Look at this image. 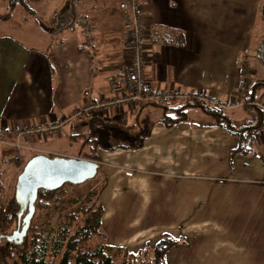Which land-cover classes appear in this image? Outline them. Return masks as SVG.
I'll return each mask as SVG.
<instances>
[{
    "label": "crops",
    "instance_id": "1",
    "mask_svg": "<svg viewBox=\"0 0 264 264\" xmlns=\"http://www.w3.org/2000/svg\"><path fill=\"white\" fill-rule=\"evenodd\" d=\"M97 1L102 4L98 9L82 14L94 25L92 50L84 44L79 23L42 42L44 48L0 32V129L22 121L58 120L85 100L84 89L89 88L92 97L106 92L107 76L115 74L128 51L115 1ZM137 3L147 30L146 79L153 89L184 95L169 105L198 101L192 97L196 93L226 103L235 98L240 84L248 91L253 82L259 83L253 88V101H264V67L256 54L264 33V0ZM148 105L154 104H127L120 111L109 108L98 116L78 118L82 126L94 120L104 123L101 118L125 133L133 128L139 133L133 145L99 151L98 175L104 183L101 225L113 237L109 243L136 252L151 248L168 233L182 239L168 254L180 251L179 260L193 255L218 264H264V131L252 132L243 151L237 149L236 135L202 123L210 118L200 107L186 105L187 119L166 126L160 111L150 116ZM250 105L220 110L234 129L264 125ZM145 112L150 118L142 130ZM73 121L77 125L76 119L62 125L68 136L74 134ZM128 136L132 140L135 135ZM42 140L46 139L33 135L30 144L51 151ZM22 152L24 158L32 154ZM114 230L121 232L115 235ZM192 246L198 251H190Z\"/></svg>",
    "mask_w": 264,
    "mask_h": 264
},
{
    "label": "trees",
    "instance_id": "2",
    "mask_svg": "<svg viewBox=\"0 0 264 264\" xmlns=\"http://www.w3.org/2000/svg\"><path fill=\"white\" fill-rule=\"evenodd\" d=\"M100 5H102L101 2L97 0H88L86 2L66 0L64 9L59 13H54L51 17L52 21L47 24L55 25L56 29L51 32V36L62 29H74L76 24L79 23V18L82 17V14L86 16L88 10L94 11ZM261 13L264 14V6L261 7ZM256 54L257 59L264 67V33L261 35ZM258 84V82H253L250 89L246 92V105L253 100V88ZM152 104L161 107L162 117L160 121L166 126H171L187 119L184 111L186 105L200 107L210 118V120L202 123L222 126L229 133L236 135L239 141L237 149L243 151L248 149L246 144L251 139L253 130L260 124L259 122L252 123L234 129L235 127L222 110L199 101L187 102V104L178 106ZM250 106L257 110L258 117L264 123V111L255 105ZM99 120L106 123V120L101 118ZM119 126L121 127V125ZM121 129H124V127H121ZM130 134L135 135L133 132ZM99 151V149L92 146L85 151H81L78 156L95 161L98 169V161H100ZM35 155L55 157V155L49 153L34 152L28 158L22 159L25 162L19 173L25 163ZM27 178L35 181L36 176L34 175L33 167L27 171ZM66 185H71V189H66ZM74 185L79 184L62 182L39 186L33 202L34 211L29 219L25 233L21 237L7 239L6 235L21 228L23 216L29 210L27 194L23 195L21 185L18 184L16 179L11 195L7 199L0 200V241L2 239L5 240V244L0 246V264H149L151 262L152 264H165L164 255L167 249L178 242H182V239L163 233L151 248L146 247L136 252L129 251L124 246H115L104 242L96 247L83 248L82 244L93 236H103L101 231L103 206L99 198L103 186L91 190L84 199H81V192L75 189ZM56 196L67 197V204L74 206L58 222L54 233L45 235L46 227L41 226L36 219L42 212L52 208ZM112 254H121L120 261L114 260Z\"/></svg>",
    "mask_w": 264,
    "mask_h": 264
},
{
    "label": "rangeland",
    "instance_id": "3",
    "mask_svg": "<svg viewBox=\"0 0 264 264\" xmlns=\"http://www.w3.org/2000/svg\"><path fill=\"white\" fill-rule=\"evenodd\" d=\"M112 1V0H111ZM66 0H38V1H29V0H0V32H4L15 39L22 41L25 44H40L42 46V42L48 40L52 36H49L50 33L43 31L39 28V21H42L46 24L52 21L53 13H59L61 10L64 9ZM256 72L259 73L261 67L259 65L255 66ZM256 78L258 74L255 75ZM245 104V103H244ZM150 110V116H152L154 111H160L162 113V109L155 105H148L147 110ZM148 113H143L144 118H142V130L143 127L147 122V119L150 118ZM76 119L77 125L74 122V134L72 136H68L67 134V127H62L60 131V138L56 134L50 138H47L43 141H48L45 143L47 147L51 149H45L38 145L30 144V138L33 135L28 137H16L15 134L6 133V136L0 138V200L7 199L12 191L15 181L17 179L18 173L25 161L22 159L13 160V154L17 151V143L22 150L28 151L29 154L32 152H42V153H49V154H59L68 156L71 155H79L81 151H85L89 147H96L99 150H103L106 147L110 146H119L125 147L129 144L133 143L134 139H139V133L136 132L135 136L131 135L130 133L136 128H133L132 131L125 133L124 131L120 130L119 128L108 124V123H101L97 120H94L92 124L88 126H82L79 123L78 118ZM83 122V121H82ZM68 126V124H67ZM77 126V127H76ZM82 126V127H81ZM65 131V132H64ZM139 132V131H138ZM9 134V135H8ZM8 135V136H7ZM131 135L132 140L126 138V136ZM129 137V136H128ZM7 140H5V139ZM41 139V138H39ZM40 144V143H39ZM85 144V146H84ZM41 145V144H40ZM83 145V146H82ZM12 148V150H11ZM17 148V149H16ZM15 150V151H13ZM12 151V154L10 155ZM72 152V153H71ZM23 154V152H22ZM99 169L97 170V174L92 177L87 178L84 182L78 183L79 185H74L73 187L81 192V199H84L85 196L94 189H98L103 186V179L100 175H98ZM66 189L70 190L71 185H66ZM67 197L56 196L53 201V206L48 211L42 212L37 217V222L41 226L46 227L45 235L53 234L58 222L63 218L64 214L70 211V209L74 205H69L66 202ZM100 201H102L103 197L99 196ZM103 204V202H101ZM101 230L103 232V236H93L86 242L82 244L83 248H92L96 247L97 245L104 243H109V237L113 239L110 235L109 230H103L101 225ZM121 231L114 230L113 233L118 235ZM222 236H216L217 239H220ZM5 240L2 239L0 241V246L4 245ZM202 245L199 244V247ZM169 249H167L168 251ZM171 250V249H170ZM169 250L168 253L165 252L167 256L166 260L164 261L165 264H218L219 261H204L194 259L193 255L192 258L189 260H179L178 254L175 251L174 254L172 253L168 255L171 251ZM190 251H198L197 247H190ZM114 260L117 262L121 259V254L115 255L112 254ZM149 264H152L149 263Z\"/></svg>",
    "mask_w": 264,
    "mask_h": 264
},
{
    "label": "built area",
    "instance_id": "4",
    "mask_svg": "<svg viewBox=\"0 0 264 264\" xmlns=\"http://www.w3.org/2000/svg\"><path fill=\"white\" fill-rule=\"evenodd\" d=\"M121 14V24L125 32L126 48L128 57L121 60L116 66L115 74L106 78V92L94 97L89 88L84 89L83 97L85 100L76 106L70 115L64 116L58 120L48 123H30L22 121L15 123L9 130L0 129V138L9 134H15L16 137H28L35 135L41 139L50 138L59 133L62 125L69 123L73 118L80 116H98L107 109L112 108L120 111L127 104H137L139 102H152L159 105H169L175 103L183 97L178 91H159L153 89L145 77L143 71L144 62V39L147 34L142 14L138 10L137 0H114ZM79 26L84 37V44L89 50L93 49L92 31L94 25L84 17L79 18ZM246 67L249 64L244 62ZM247 86L240 84L234 99L222 103L216 99H211L203 93H196L192 97L201 102H207L215 105L219 109L234 108L245 103V94ZM264 111L263 100H252L248 102ZM264 131V125L254 129V135H260ZM5 139V138H4ZM7 140V139H5ZM17 151L13 154V159L23 158L21 146L18 143Z\"/></svg>",
    "mask_w": 264,
    "mask_h": 264
},
{
    "label": "water",
    "instance_id": "5",
    "mask_svg": "<svg viewBox=\"0 0 264 264\" xmlns=\"http://www.w3.org/2000/svg\"><path fill=\"white\" fill-rule=\"evenodd\" d=\"M39 28H41L45 32H51L55 29L52 25H47L46 23L39 21ZM38 160V161H37ZM57 162H60V166H63V177L62 181L64 182H74V183H81L89 177L95 175L97 170V163L95 161L82 158V157H65L56 155L53 158H50L46 155H35L30 158L25 165L23 166L22 171L17 176V182L23 188V185L28 187L27 191V199H28V211L23 216V224L20 230H15L11 234L6 235L7 239H12L16 237H21L29 224V219L33 214L34 205L33 202L36 197V191L39 186L50 185L45 183L46 181L49 182L47 178L48 175L46 172L42 171L43 167L49 168V174L55 175L60 173L59 168H57ZM41 164L45 165L42 166ZM39 165L37 174L34 173L36 176V180L39 176V181H30L27 179V171L33 167V171H36L35 167ZM44 178H41V177ZM62 183V182H61ZM23 191V190H22Z\"/></svg>",
    "mask_w": 264,
    "mask_h": 264
},
{
    "label": "flooded vegetation",
    "instance_id": "6",
    "mask_svg": "<svg viewBox=\"0 0 264 264\" xmlns=\"http://www.w3.org/2000/svg\"><path fill=\"white\" fill-rule=\"evenodd\" d=\"M55 26V25H54ZM58 164H57V168H59V171H60V173H57V174H55V175H51V174H49V168H47V167H43L42 168V171L43 172H46V174L48 175V179H49V182H45V183H47V184H57V183H61V182H64V181H62V179H64V175H63V166H60V162H57ZM42 166H45V165H43V164H41ZM38 167H39V165H36V167H35V169H36V171H34V173L35 174H37V170H38ZM38 177V179L36 180L35 179V182L37 181H39L40 179H39V176H37ZM41 178H44L43 176L41 177ZM28 179V178H27ZM28 180H30V179H28ZM30 181H32V180H30ZM23 191V195H26L27 194V191H28V187L26 186V185H23V188H21ZM18 230H20V229H18Z\"/></svg>",
    "mask_w": 264,
    "mask_h": 264
},
{
    "label": "clouds",
    "instance_id": "7",
    "mask_svg": "<svg viewBox=\"0 0 264 264\" xmlns=\"http://www.w3.org/2000/svg\"><path fill=\"white\" fill-rule=\"evenodd\" d=\"M56 156V155H55ZM79 157V156H78Z\"/></svg>",
    "mask_w": 264,
    "mask_h": 264
}]
</instances>
